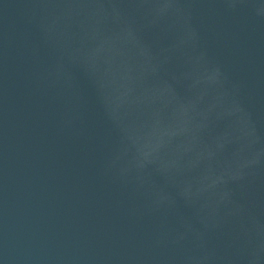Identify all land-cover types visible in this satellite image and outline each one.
Wrapping results in <instances>:
<instances>
[{
  "label": "water",
  "instance_id": "1",
  "mask_svg": "<svg viewBox=\"0 0 264 264\" xmlns=\"http://www.w3.org/2000/svg\"><path fill=\"white\" fill-rule=\"evenodd\" d=\"M0 264H264V0H0Z\"/></svg>",
  "mask_w": 264,
  "mask_h": 264
}]
</instances>
